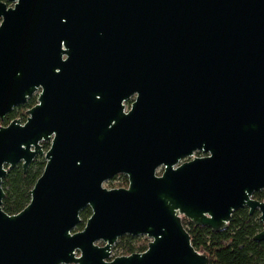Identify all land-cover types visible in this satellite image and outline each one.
Masks as SVG:
<instances>
[{"label":"water","instance_id":"95a60500","mask_svg":"<svg viewBox=\"0 0 264 264\" xmlns=\"http://www.w3.org/2000/svg\"><path fill=\"white\" fill-rule=\"evenodd\" d=\"M35 95L0 125V264H209L184 219L264 224V0H3L0 120ZM37 157L8 215L3 179ZM125 236L148 249L113 258Z\"/></svg>","mask_w":264,"mask_h":264},{"label":"trees","instance_id":"16d2710c","mask_svg":"<svg viewBox=\"0 0 264 264\" xmlns=\"http://www.w3.org/2000/svg\"><path fill=\"white\" fill-rule=\"evenodd\" d=\"M36 105L37 97H32L25 105L15 108L4 120H0V125L8 126L14 120L25 123L28 111ZM43 147L47 151L50 144L43 143ZM45 166V158L37 157L26 172L22 165L8 170L2 183L5 192L2 208L8 215H17L30 204V192L43 174ZM119 178L123 179L119 188L128 187V178L122 175L109 183L113 185ZM254 199L263 201L264 191L255 194ZM91 216L90 208L82 211L80 215L82 223L77 230L82 231ZM183 225L191 236L194 248L209 256V264H264V241L254 240L256 235L264 231V224L260 222L259 213L251 216L248 209L239 210L233 215L229 227L219 233H214L206 227H197L187 219L183 220ZM148 245L149 242L141 237L125 236L120 239L114 258L144 253L148 249ZM113 253H115L114 250Z\"/></svg>","mask_w":264,"mask_h":264},{"label":"rangeland","instance_id":"374dc122","mask_svg":"<svg viewBox=\"0 0 264 264\" xmlns=\"http://www.w3.org/2000/svg\"><path fill=\"white\" fill-rule=\"evenodd\" d=\"M11 6V5H10ZM23 124H24V122H23ZM46 151V150H45ZM197 157H199V155L197 154L196 155ZM160 173H161V171H160ZM123 181V179L122 178H119L117 181H115L114 183H113V185H111L110 183H106L104 186L106 187V188H108V189H118L119 188V185H120V183ZM127 188V187H126ZM79 231H81V230H76L75 232H79ZM143 240H145V241H147V242H149L150 243V240L147 238V237H141ZM120 243V240L113 246V250L115 251V253H113V251H112V257L114 258V257H116V249H117V246H118V244ZM100 246H103L104 244L103 243H98Z\"/></svg>","mask_w":264,"mask_h":264},{"label":"flooded vegetation","instance_id":"af4514ba","mask_svg":"<svg viewBox=\"0 0 264 264\" xmlns=\"http://www.w3.org/2000/svg\"><path fill=\"white\" fill-rule=\"evenodd\" d=\"M34 97H37L38 100V95H35ZM136 100V96L131 97L128 101L124 102V105L126 106V112H129L132 108L133 103ZM197 155V154H196ZM199 157H201L202 155L198 154ZM121 176V175H120Z\"/></svg>","mask_w":264,"mask_h":264}]
</instances>
